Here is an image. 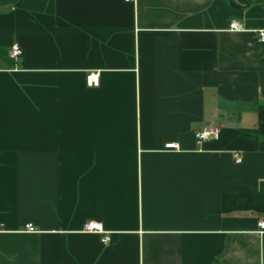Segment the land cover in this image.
<instances>
[{
	"label": "crops",
	"instance_id": "0c3cea01",
	"mask_svg": "<svg viewBox=\"0 0 264 264\" xmlns=\"http://www.w3.org/2000/svg\"><path fill=\"white\" fill-rule=\"evenodd\" d=\"M260 29L264 0H0V264H264Z\"/></svg>",
	"mask_w": 264,
	"mask_h": 264
},
{
	"label": "built area",
	"instance_id": "2783aa9c",
	"mask_svg": "<svg viewBox=\"0 0 264 264\" xmlns=\"http://www.w3.org/2000/svg\"><path fill=\"white\" fill-rule=\"evenodd\" d=\"M229 28L231 30H241L242 26H240L237 22H231ZM259 35H260L261 40H264V29L259 30ZM22 53H23V49L20 44L13 43L11 45V48H10L11 56H13L14 58H18L19 56L22 55ZM87 81L89 84H97L99 82V73L98 72L90 73L87 76ZM218 132H219V128L217 126H214V127L204 128L202 130H199L196 133V136H197L198 141L202 142L204 139H207L212 135L214 136L217 135ZM178 145L179 144L175 142L166 144L168 148H178L179 147ZM235 156L237 160H241V155L239 153L236 152ZM258 224H259V232L264 233V217L261 218ZM25 226H26V229L29 231L36 230L33 223H27ZM82 230L86 232H95V233L103 234L102 240L104 242H108L110 240V235L108 231L106 230L103 222L100 220H96V219L87 220L86 222H84L82 226Z\"/></svg>",
	"mask_w": 264,
	"mask_h": 264
},
{
	"label": "trees",
	"instance_id": "16d2710c",
	"mask_svg": "<svg viewBox=\"0 0 264 264\" xmlns=\"http://www.w3.org/2000/svg\"><path fill=\"white\" fill-rule=\"evenodd\" d=\"M259 116L260 119L264 121V105L259 106Z\"/></svg>",
	"mask_w": 264,
	"mask_h": 264
}]
</instances>
